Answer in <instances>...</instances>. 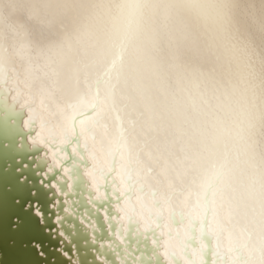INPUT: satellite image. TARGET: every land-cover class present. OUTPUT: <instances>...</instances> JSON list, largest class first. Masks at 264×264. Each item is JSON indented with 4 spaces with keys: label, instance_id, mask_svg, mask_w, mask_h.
Returning a JSON list of instances; mask_svg holds the SVG:
<instances>
[{
    "label": "bare ground",
    "instance_id": "1",
    "mask_svg": "<svg viewBox=\"0 0 264 264\" xmlns=\"http://www.w3.org/2000/svg\"><path fill=\"white\" fill-rule=\"evenodd\" d=\"M110 3V8L99 12L101 17L121 0ZM232 16L237 38L216 36L212 41L215 56L196 58L186 46L169 48L161 44L158 50L149 46L152 59L140 61L139 71L129 73V91L136 104H130L120 88L115 89L123 106L119 120L104 95L107 110L101 113L87 106L80 86L73 84L71 70L80 55L74 46L69 47L74 27L71 12L40 14L39 22L24 36L30 44L27 60L18 58L15 50L6 46L4 72L0 74V142L8 143L5 151L12 154L38 150L32 166L42 167V178L58 171L49 188L61 197L63 207L53 221L59 226L60 221L64 223L63 217L75 219L81 227L75 238L86 246L85 233L88 246L96 244L97 252L88 250L99 264H264V136L241 139L235 134L236 125L246 118V109L236 103L238 86L248 71L249 58L264 55V0H235ZM212 35L209 25L208 37ZM207 43L206 38L202 47ZM233 44L237 45L235 49ZM33 51L38 58L32 56ZM90 58H96L100 66L102 58L96 57L95 51ZM50 80L56 82L67 111L85 128L81 133L74 123L73 135L62 128L67 141L64 144L56 143L55 135L49 131V148L59 167L48 158L45 148L31 142L35 139V118L12 99L13 90H26L33 103L39 96L43 106L50 109ZM196 86L206 94V114L194 109L181 92L193 91ZM166 97L168 101L173 97L181 100L187 134L178 135L165 127L152 141L146 113L152 109L161 117L172 118V105L166 103ZM155 122L160 124L161 120ZM58 123V114L46 120L49 130ZM97 128L104 130L110 143ZM84 134L94 143L99 141L111 171H106L95 153L90 152L82 138ZM30 157L27 156L29 160ZM213 165L222 175L215 174ZM117 168L127 185L123 195L113 178ZM85 170H91L94 180L99 176L104 181L96 182V190L103 192V197L96 196ZM35 173L38 175V171ZM208 184L215 185L216 190L208 193L205 205L198 202L197 194ZM137 196L138 204L133 203ZM56 197L51 208L58 204ZM125 205L140 219L130 214L121 222L116 208L123 209ZM78 206L81 208L75 213ZM225 211L229 215L227 223L222 216ZM96 221H101L105 231L101 241L94 239L100 232ZM68 228L74 234L71 222ZM58 233L69 241L60 229ZM225 234L231 240V252L223 246ZM165 244L167 260L161 255ZM105 255L110 258L106 260ZM72 262L77 264L75 255Z\"/></svg>",
    "mask_w": 264,
    "mask_h": 264
},
{
    "label": "snow or ice",
    "instance_id": "2",
    "mask_svg": "<svg viewBox=\"0 0 264 264\" xmlns=\"http://www.w3.org/2000/svg\"><path fill=\"white\" fill-rule=\"evenodd\" d=\"M234 5L235 0H121V3L108 10L106 19L101 21L99 46L95 49V56L102 58L100 66H97L96 58H90L85 63L76 61L71 70L73 84L78 88L79 75L87 70L93 81L94 94L100 95L99 89H104V98L119 120L123 106L116 98L115 89L120 88L125 99L130 104H136L135 96L129 91V73L138 72L139 63H131V58L135 56L138 61L151 60L149 46L156 50L161 44L169 48H190L193 43L204 45L207 38L205 47L212 48L216 36L236 40L232 16ZM209 25L212 37H208ZM69 47H72L71 42ZM236 47L233 44V48ZM5 52L6 45L0 32V74L4 72ZM247 67L248 71L242 79L246 93V118L243 123L236 125L235 131L241 139L257 134L264 136V55L249 58ZM181 92L194 109L205 113L208 100L206 94L198 90V86L193 91L181 89ZM166 103L172 105V118L161 117L159 112L152 109L146 113L151 122L152 141L158 139V134L165 127L174 129L178 135L187 134L181 100L173 97L168 101L166 97ZM157 119L161 120L160 124L155 122ZM212 167L216 175H222L215 165ZM215 190V185H205L197 194L198 202L206 205L208 193H214Z\"/></svg>",
    "mask_w": 264,
    "mask_h": 264
},
{
    "label": "clouds",
    "instance_id": "3",
    "mask_svg": "<svg viewBox=\"0 0 264 264\" xmlns=\"http://www.w3.org/2000/svg\"><path fill=\"white\" fill-rule=\"evenodd\" d=\"M111 7L110 0H0V32L3 33V42L9 49H14L18 58L27 60L28 49L30 44L24 39L25 34L30 30L34 23L39 22L40 14H48L53 11L57 12H71L74 16V27L70 33L71 45L75 47V50L79 52L80 62L85 63L90 58L95 49L99 46L98 35L101 30V21L106 17H101L99 12L102 9ZM189 48V47H188ZM193 56L199 58L202 55H208L209 57L217 55L212 48L202 47L196 43H193L189 48ZM33 57L38 58V54L33 51ZM131 63L137 64L140 61L135 56L131 58ZM99 67V65H97ZM79 86L81 95L87 100V106L91 109L103 113L107 110V104L103 98L104 89H99L100 96L94 95L93 81L90 79L89 72L87 70L82 71L79 77ZM238 98L236 103L241 109H246V99L244 94V84L241 82L238 86ZM12 99L17 100L21 108L25 109L27 115L35 118V139L31 142L45 148L47 150L48 158L53 160V163L59 167V161L53 158L52 149L49 148L51 142V131L52 135L56 137V143L64 144L67 141L64 139L62 128L67 131L69 135H73V124L78 128L81 133H85V128L75 121L73 113L67 111L65 104L58 93L57 85L54 80H50L47 86V100L50 105L49 108H45L40 102L41 98L38 96L35 103L30 99L29 94L26 90H13ZM53 114L59 115V123L54 124L49 130L46 120L51 118ZM96 131L100 136H103L106 141L110 143L108 137L104 133L102 128H97ZM88 145L90 152L95 153L96 157L100 160L101 165L106 171H111L108 168L107 161L104 159L103 154L100 150L99 141L93 142L87 136L83 135ZM47 141V142H46ZM74 147V146H73ZM43 155V153H42ZM90 162L96 166V162L89 156ZM65 174L67 169L64 170ZM85 176L90 181V186L93 191L96 192V196L103 197V192L97 191V181L103 184V180L97 176L95 180L92 177L91 170H85ZM113 178L120 185L117 191L123 195V190H126L127 185L123 183L120 178L119 168L113 173ZM133 203L138 204V196L133 198ZM116 211L120 213L121 222H125L127 216L130 214L137 215L138 213H131L129 207L125 205L123 209L117 207ZM224 221L227 223L229 219L228 213L225 211L222 213ZM141 227H145V223L141 221ZM238 231V230H237ZM162 235L164 233H161ZM241 240L243 237L241 236ZM172 246L179 254V249L175 247V242H172ZM223 246L226 251L231 252V240L228 235L225 234L223 237ZM167 244H165L161 255L165 260L167 256ZM247 254V252H245ZM171 264V261H168ZM187 264V262H185Z\"/></svg>",
    "mask_w": 264,
    "mask_h": 264
},
{
    "label": "water",
    "instance_id": "4",
    "mask_svg": "<svg viewBox=\"0 0 264 264\" xmlns=\"http://www.w3.org/2000/svg\"><path fill=\"white\" fill-rule=\"evenodd\" d=\"M8 145L0 142V264H75L72 262L73 255L77 264H99L88 250L91 248L97 252L96 244L88 246L85 233L83 239L86 246L75 238L77 232L81 231L75 219L63 217L64 223L60 221L59 226L53 221L55 215L62 213L63 207L61 197H56L49 188L50 181L58 171L42 178V167L32 166L33 155L38 150L12 154L5 151ZM27 156H31L30 160ZM35 171H38V175ZM55 197L58 204L51 208ZM100 207V204L97 205V208ZM80 208L76 207L75 213ZM70 222L74 234L68 228ZM100 224L101 221H96L100 232L94 237L99 241L105 232ZM58 229L68 238V242L60 236ZM109 258L105 255L106 260Z\"/></svg>",
    "mask_w": 264,
    "mask_h": 264
}]
</instances>
